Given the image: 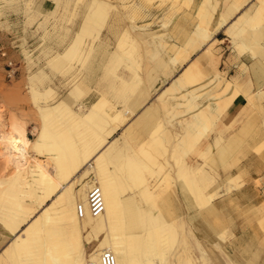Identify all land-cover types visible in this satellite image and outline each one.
I'll return each mask as SVG.
<instances>
[{
  "label": "bare ground",
  "instance_id": "bare-ground-1",
  "mask_svg": "<svg viewBox=\"0 0 264 264\" xmlns=\"http://www.w3.org/2000/svg\"><path fill=\"white\" fill-rule=\"evenodd\" d=\"M79 1L87 7L82 26L68 46L51 54L46 63L67 81V86H72L71 90L57 96L51 86L31 84L28 91L40 118L36 139L29 140L15 123L0 135V158L12 168L0 178V222L5 234L13 235L0 252V264H88L103 251L112 253L114 264H211L208 252L198 242L202 255L195 258L192 254V262L184 259L182 245H191L184 228L182 203L191 201L206 216L214 212L213 204L219 197V182L212 186L217 176L214 166L225 164L240 138L216 136L207 148L197 144L226 107L214 112L196 103L188 104L194 122L188 126L182 117L180 121L187 125L182 128L188 129L173 134L165 126L170 121L157 113L156 105H142L158 72L148 67L142 75L134 76L130 68H140L137 45L110 0H74V6ZM163 1L159 0L160 4ZM179 1L188 6L191 0ZM258 1L253 15L247 14L251 29L244 32L246 29L240 28L234 34L238 37L235 48L240 54L247 52L264 60V0ZM216 4L215 0H200L194 14L200 20L205 9L213 10ZM54 6L53 12L58 8ZM226 10L233 12L234 5ZM179 24V20L173 21L174 28ZM104 25L109 31L117 28L113 31L117 32L116 48L129 65L113 60L108 67L109 73L121 81L115 94L119 101L99 99L90 108H82L78 96L89 90L85 66ZM237 28L234 24L230 30L233 33ZM187 37L175 56L184 53L183 59L188 57L186 50L192 39ZM213 42L204 54L211 53ZM166 56L162 54L156 62L164 75L170 71L167 59H176ZM120 65L122 69L118 70ZM196 66L197 61H192L191 67L184 69L182 77L187 83L200 74L193 71ZM71 91L79 93L72 96ZM245 92V88L233 85L229 101ZM257 93L264 96V87ZM131 114L134 119L128 123ZM120 128H124L121 140L113 138ZM29 148L33 154H29ZM38 154L44 158H36ZM92 184L100 187L104 202V210L95 216L87 212L86 203ZM232 185L236 188L239 183L230 175L226 190L230 191ZM78 203L86 210L82 218L75 212ZM230 256L236 259L234 254ZM239 262L258 264L245 259Z\"/></svg>",
  "mask_w": 264,
  "mask_h": 264
},
{
  "label": "rangeland",
  "instance_id": "rangeland-1",
  "mask_svg": "<svg viewBox=\"0 0 264 264\" xmlns=\"http://www.w3.org/2000/svg\"><path fill=\"white\" fill-rule=\"evenodd\" d=\"M67 1L0 0V115H2L0 135L4 130H9L10 123H15L24 130L29 140L36 139L40 118L28 91L31 84L40 88L51 86L55 88L57 96H64L71 90L72 86H67V81L46 64L51 54L62 52L68 46L84 22L87 13L84 2L79 1L77 6H74V0ZM173 1L164 0L160 4L159 0H152L150 3L145 0H110L124 29L136 42L140 55L139 71L133 67L130 70L134 76L142 75L148 71V67H154L158 72L154 85L151 89L148 88V97L142 105H156L157 113L170 121L165 126L173 134L185 132L188 128L185 130L184 127L194 122L195 118L187 111L190 103H196L203 110L214 109L215 112L223 107L228 108L238 97L242 100H246V97L248 100L246 103L253 108V112L240 125H236L234 121L227 123L226 135L239 134L241 137V143L233 152L232 158L235 155L241 157L236 161L234 158L226 159L224 165L214 166L217 176L212 186L216 187V183L219 182V197L213 204V214L204 215L202 209L191 205V201L182 203L184 228L191 245V247L182 245L184 259L192 262L194 260L192 254L195 258L202 255V250L196 245L198 242L208 252L206 257L211 264H230V261L239 264V259L264 263V200L261 201L260 193L257 197L254 196L252 201L245 200V196L250 195L246 192L250 185L246 187L248 177L244 169L247 164L242 162L246 142L256 137L260 139V123H256V117L259 118L261 115L260 108L264 103V97L256 92L254 78L256 74H264V60L260 56L251 57L247 52L240 54L235 48L238 37L234 36L240 28L246 29L244 32L251 29L247 14L253 15L259 1L215 0L217 4L213 10L205 9L203 16L205 22L202 24L203 17L200 21L194 14L200 0H191L188 6L182 1L174 3ZM230 4L234 5V11L227 14L224 21H220V15L226 14V8ZM53 5L58 6L54 12ZM110 19L111 15L106 21L109 22ZM174 20L180 22L176 28L173 25ZM231 24L238 27L233 33L230 30ZM104 26L89 51L88 66H85L87 75L85 82L89 90L81 92L78 96L82 108H90L99 99L119 101L114 95L117 82L109 73L108 67L113 60L119 63L122 60L124 64L129 65L116 48L117 32L113 31H117V28L109 31L106 25ZM187 35L192 42L186 50L188 57L183 59L184 53L180 56H175V53L184 45ZM212 41L214 42L210 47L211 53L204 54ZM165 53L168 54L166 58L176 57L175 62L167 59L170 69L167 75L159 73L163 68L156 67L158 57ZM192 61H197L193 71L200 74L196 76L194 82L187 83L182 73L185 68L191 67ZM204 62L208 66L207 69L202 65ZM260 68L263 72L259 71ZM117 69L121 70L122 66H118ZM235 84L245 88L246 92L244 95L238 94L230 102L229 89L231 90ZM226 86L228 91L224 92ZM263 87L264 80L260 88ZM250 92H256L258 97L255 95L253 99L250 95L247 97V93ZM78 93L79 91L72 93V96ZM229 102L230 104L226 106ZM116 106H119L117 102ZM139 109L141 108L133 115ZM165 110L168 112L165 113ZM224 112L225 110L219 115L220 118ZM10 117L14 118L11 119L13 122ZM131 117L132 114L128 118L130 119L128 123L134 119ZM182 117L186 119L187 125L180 121ZM123 130L124 128L117 130L113 138L121 140ZM211 132L212 127L197 146L207 148ZM262 146L264 147V143L261 145L259 142L254 150L260 151ZM241 150L243 152L239 153ZM28 152L33 154L31 148ZM36 158H44V155L38 154ZM234 161L235 164L231 163ZM11 169V166H6L4 159L0 158V178L10 173ZM230 175L237 177L239 185L236 188L232 185L231 190L227 191L225 182ZM253 182L255 186L260 187V179ZM4 232L0 222V252L13 237ZM230 254H234L236 259Z\"/></svg>",
  "mask_w": 264,
  "mask_h": 264
},
{
  "label": "crops",
  "instance_id": "crops-1",
  "mask_svg": "<svg viewBox=\"0 0 264 264\" xmlns=\"http://www.w3.org/2000/svg\"><path fill=\"white\" fill-rule=\"evenodd\" d=\"M232 12H227L226 10V14L220 15L223 16L222 20L224 21L225 16L227 14H231ZM233 24H231L232 26ZM230 26V27H231ZM202 65H204V67L207 69V64L206 62L202 63ZM209 69V68H208ZM264 74H256V77L254 78V82H255V89L258 90L260 89V86L263 85V80H264ZM115 78V77H114ZM117 85L116 87H114V95L116 94L117 91H119L120 87H121V81L118 78H115ZM257 92V91H256ZM255 93H247V97L248 95H250V97H254V95L256 97H258ZM245 97V96H244ZM264 97V96H262ZM239 98V97H238ZM236 99L233 101V103L225 109L224 115L223 117L220 118V116L213 122V126H212V132L210 134V137L208 139V145H210L211 143L214 142V139L216 136H227L226 135V126L227 123L230 121H234L236 123V125H240L242 122H244L248 116L253 112V108H251L249 106L248 103H246L248 100L245 97L246 100H242V99ZM264 102V101H263ZM260 112L261 115L256 117V123H260V139H258V137L250 139L246 142L245 146V156L242 157V162H246V168L244 169L246 172V176L248 177L247 180V186H249V188H247L246 192L250 193V195H246L245 196V200H251L254 198V196H258V193H260L261 195V201L264 200V147L262 146V148L260 149L259 152H256L254 150V148L259 144V142L261 143V145H263L264 143V134H263V124H264V103L262 104L261 108H260ZM238 136L239 138L240 135L237 134L235 135V137ZM233 135H229L227 136L225 139H230L232 138ZM240 141L236 144V146L234 147V149L231 151V153L227 156L226 159H231L232 156H234L233 152L236 151L241 143V139H239ZM243 152L242 150L239 152L241 153ZM240 157V156H239ZM239 157H233L236 160H239ZM232 158V159H233ZM256 179H260V187L258 188L257 186H255L254 184V180ZM257 193V195H256ZM2 250V249H1Z\"/></svg>",
  "mask_w": 264,
  "mask_h": 264
},
{
  "label": "built area",
  "instance_id": "built-area-1",
  "mask_svg": "<svg viewBox=\"0 0 264 264\" xmlns=\"http://www.w3.org/2000/svg\"><path fill=\"white\" fill-rule=\"evenodd\" d=\"M87 212L95 216L100 214L104 210V202L102 192L97 184H92L87 190L86 195ZM77 217L82 218L86 210L81 203H78L75 207ZM88 264H114V256L109 251H103L97 260L89 261Z\"/></svg>",
  "mask_w": 264,
  "mask_h": 264
}]
</instances>
